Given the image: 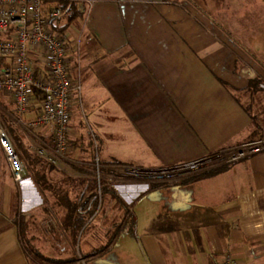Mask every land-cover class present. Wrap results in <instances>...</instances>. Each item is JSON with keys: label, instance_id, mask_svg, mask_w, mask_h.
<instances>
[{"label": "crops", "instance_id": "1", "mask_svg": "<svg viewBox=\"0 0 264 264\" xmlns=\"http://www.w3.org/2000/svg\"><path fill=\"white\" fill-rule=\"evenodd\" d=\"M87 1L65 34L80 41L85 94L103 113L97 156L107 187L117 166L173 168L264 138V89H249L254 78L264 83V0ZM65 25L67 13L53 28ZM119 131L138 165L112 152ZM51 137L40 130V150L14 141L21 187L0 148V264H40L36 252L66 264H219L226 254L264 264V152L125 195L131 231L110 198L82 226L67 216L60 197L85 205L93 172L80 151L51 163Z\"/></svg>", "mask_w": 264, "mask_h": 264}, {"label": "built area", "instance_id": "2", "mask_svg": "<svg viewBox=\"0 0 264 264\" xmlns=\"http://www.w3.org/2000/svg\"><path fill=\"white\" fill-rule=\"evenodd\" d=\"M80 2L0 0V94L11 96L19 116L26 115L31 108L36 109L28 127L34 132L42 128L50 129L54 143L50 150L55 157L69 153L72 109L80 100L83 66L80 41L71 39L65 33L59 34L53 25L65 14L64 4ZM87 2L88 5L93 4L91 0ZM0 148L14 183L21 187L27 175L26 167L2 124ZM263 151L264 139H259L158 172H171L173 175L191 171L199 173L233 164ZM218 261L219 264H239L230 254Z\"/></svg>", "mask_w": 264, "mask_h": 264}, {"label": "rangeland", "instance_id": "3", "mask_svg": "<svg viewBox=\"0 0 264 264\" xmlns=\"http://www.w3.org/2000/svg\"><path fill=\"white\" fill-rule=\"evenodd\" d=\"M260 88L264 89V83L260 84ZM0 102H1L0 105L3 107V108L0 107V124L4 126V128L9 133L13 142L15 141V143H18L19 141L21 144H26L25 142H30L33 144L36 143L35 137L38 135L40 130L34 132L32 129L28 127V124L34 119L36 115V109L31 108L26 115L19 116L16 113L15 108L11 106L9 101L5 100V98H2V96H0ZM91 106L92 105L88 101V96H86L85 94V83L83 82L82 79V92H81L80 100L78 101L77 104L74 105L72 109V117L70 123L71 132L69 137V144H70L69 153H73L74 151H77L78 153L81 152L84 154L82 155L85 158H87L86 162L89 164V166L81 165V164L80 165L93 172L92 175L89 177L91 181L96 179L97 182L101 183L100 184L101 187L99 185L98 188L99 191L98 194H100L102 189L106 186V183L103 180V176L101 175V172L103 173L102 168H99L100 160L98 159L97 156L98 146L102 145L101 140H99L98 138L100 137V134L97 132V125L103 122V120L101 119L103 113L101 110H98L99 108L98 105L94 107L92 106L93 108H91ZM260 139H264V138H260ZM112 141L113 142L112 144H110V146L112 147V152L114 153L115 157L118 160L133 165L139 164L138 160L136 159L138 158V152L135 153L136 151L131 148V143L129 141V138L125 134L119 131L118 135L115 138H113ZM43 147L46 146H43L41 142H37L35 146L32 147V150L34 149L40 150ZM53 147H54V143L51 137V148ZM49 148L50 147H48V149ZM58 159L59 158L55 157L54 155H51L49 161L51 163H56L58 162ZM61 165L62 164H60V166ZM221 166H225V165H221ZM55 168H57V166H55ZM115 170L117 171L115 175L116 179L109 183L108 188H111L116 193L117 198H119L122 201L125 195H133L134 198L137 197L143 189L144 191H147V193L149 194L150 192H152V190L150 189L148 190V188H146L147 186L150 187L151 185H155V184L168 185L174 182L183 181L185 179L192 178L198 174L205 172V171H200L198 173V171L195 172L191 171L183 175H176V174L173 175L171 172L161 173L158 172V170H154L153 172L147 173L141 169L123 167V166H117ZM56 171H58V174H54L55 177L54 180L58 181V179L62 175H61V171L58 168L56 169ZM103 197L105 199L110 198L111 200H114L113 202L115 203L113 208L115 212L113 211L114 212L113 216H115V220L118 221L122 220L124 212L122 211V208L119 205L117 199H113L111 195L110 196L108 195L107 197L105 196V194ZM102 199H100V202L102 201Z\"/></svg>", "mask_w": 264, "mask_h": 264}, {"label": "trees", "instance_id": "4", "mask_svg": "<svg viewBox=\"0 0 264 264\" xmlns=\"http://www.w3.org/2000/svg\"><path fill=\"white\" fill-rule=\"evenodd\" d=\"M63 8L65 10V14L67 13V25H65L64 27H62L60 29L54 28V30L57 31L59 34H64L66 29L70 26V24H72L79 17H81V13L78 10L76 4L66 3L63 5ZM260 84H261V80L258 77L250 80L249 89H250L251 93H254V91L256 89H259ZM36 163L38 164L37 161H35V164ZM51 168L53 169L54 166H52ZM35 177L37 178V183L44 184V185L47 184V181L45 179L41 180V178H42L41 176L38 177V175H37ZM100 184L101 183L97 182L96 179L91 182L89 191H92V192H91V195L88 197V201H86L87 203L85 205H77L76 203L71 202L67 198V196L60 197L59 202H62V200L64 201V202H62L63 203L62 206H64L67 210V216H69L70 218L75 217L76 215L80 216V220H81V218H83V219H82V221L79 222V226H82L84 224L86 218L92 216L95 213V211L99 205L100 199H102L104 194L109 193L113 199H117V201L119 202V205L125 211V214L127 216L126 225L130 226L131 231H133L134 226H135V222H136L134 215L129 211L128 207L122 202V200L117 198L116 193L111 188H108L107 186H105L102 189V191L100 192V194H98L97 189L99 188ZM165 185H162V184L151 185V189L154 190L158 187H162ZM100 187H101V185H100ZM121 231H122V229L117 228L116 235H119L121 233ZM33 257L40 264H66V262H64V261L46 258L43 255L39 254L38 252L33 253Z\"/></svg>", "mask_w": 264, "mask_h": 264}, {"label": "water", "instance_id": "5", "mask_svg": "<svg viewBox=\"0 0 264 264\" xmlns=\"http://www.w3.org/2000/svg\"><path fill=\"white\" fill-rule=\"evenodd\" d=\"M148 171H149V170H148ZM148 171H147V172H148Z\"/></svg>", "mask_w": 264, "mask_h": 264}]
</instances>
